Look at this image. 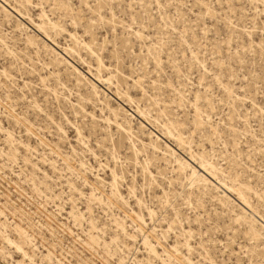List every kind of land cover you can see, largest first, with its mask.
Masks as SVG:
<instances>
[{
    "label": "rangeland",
    "instance_id": "rangeland-1",
    "mask_svg": "<svg viewBox=\"0 0 264 264\" xmlns=\"http://www.w3.org/2000/svg\"><path fill=\"white\" fill-rule=\"evenodd\" d=\"M262 38L264 0H0V264H260Z\"/></svg>",
    "mask_w": 264,
    "mask_h": 264
},
{
    "label": "bare ground",
    "instance_id": "bare-ground-1",
    "mask_svg": "<svg viewBox=\"0 0 264 264\" xmlns=\"http://www.w3.org/2000/svg\"><path fill=\"white\" fill-rule=\"evenodd\" d=\"M40 19H41L42 24L48 23V24H50L52 26H55V24L48 19L46 13H42L40 15ZM72 38L74 40H77V38H75L74 36ZM85 45L88 47L87 44H85ZM101 67L104 68V65L102 63H101ZM115 124L118 126L119 130L125 131L124 125L121 124L120 122H118V120L115 121ZM180 164H181V166H186L188 164V162L187 161H185V163L184 162H180ZM138 217L141 218L140 215H138ZM6 226L7 225H5L4 223H0V232L2 230V227L5 229ZM255 236L258 237L259 234L258 233H255ZM21 237H22V233H21ZM3 240L7 244H9L12 248L16 249L18 252L23 253L25 255V257H29L28 253L25 251L24 244L22 245V243H24V242H22V241L21 242H16V241H14L11 238H4V237H3ZM144 245L148 249L150 257L155 256V257H159L160 258V254H159L157 248L149 240H146L145 243H144ZM0 249H1V252H4V254H5L4 256H6V257L8 255L10 256V254L8 252H6V248L5 247L2 246ZM165 253L168 254L167 251H165ZM164 263H165V261H164ZM19 264H24V263L23 262H19Z\"/></svg>",
    "mask_w": 264,
    "mask_h": 264
},
{
    "label": "snow or ice",
    "instance_id": "snow-or-ice-1",
    "mask_svg": "<svg viewBox=\"0 0 264 264\" xmlns=\"http://www.w3.org/2000/svg\"><path fill=\"white\" fill-rule=\"evenodd\" d=\"M260 47H261L262 49H264V38H262V40H261V45H260ZM204 71L207 72L208 69L205 68ZM262 110H264V107H262ZM240 264H248V261H241ZM260 264H264V259H262V260L260 261Z\"/></svg>",
    "mask_w": 264,
    "mask_h": 264
}]
</instances>
